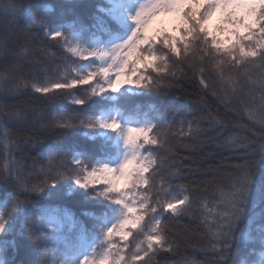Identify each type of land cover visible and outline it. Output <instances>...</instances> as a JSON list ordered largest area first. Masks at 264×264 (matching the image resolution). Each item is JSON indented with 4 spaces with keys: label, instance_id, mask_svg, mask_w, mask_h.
I'll use <instances>...</instances> for the list:
<instances>
[{
    "label": "snow or ice",
    "instance_id": "snow-or-ice-1",
    "mask_svg": "<svg viewBox=\"0 0 264 264\" xmlns=\"http://www.w3.org/2000/svg\"><path fill=\"white\" fill-rule=\"evenodd\" d=\"M79 7L81 11L73 8L55 19L38 20L28 4L0 0V57L14 61L0 72V93L30 88L45 98L71 97L74 106L89 108L99 102L97 97L114 101L129 93H162L178 71L187 74V69L202 88H213V95L217 92L210 80L218 83L226 101L241 105L264 129V0H99ZM20 18L26 19L28 30L18 35ZM33 25L65 54V66L43 69L42 81L34 74L31 81L18 78L29 51L26 45L35 38ZM52 72L58 75H48ZM135 111V118L117 106L99 115L79 110L54 114L51 126L56 131L83 129L100 143L91 149L69 148L58 163L57 155H50L44 179L35 184L23 179L12 155L16 142L8 140L4 128L0 181L11 182V191L0 203V252L9 244L17 247L15 239H6L13 232L24 239L25 226L30 235L46 227L50 239H64L52 264H157L161 251L176 247L168 218L196 212L210 247L226 242L225 264H245L241 251L249 239L264 248V136L258 148L254 142L245 145L250 155L259 153L260 163L245 157L229 183L218 186L211 200L205 191L193 207V190L176 183L181 177L173 158L179 148L173 140L190 139L200 121L181 120L173 135L175 120H167L155 106L144 111L137 105ZM20 116L18 109L6 112L9 120ZM65 185L101 210L83 211L90 223L56 203ZM42 199L48 203H38ZM65 228L70 240L63 235ZM39 255L38 264H49L46 250ZM0 264H5L2 258Z\"/></svg>",
    "mask_w": 264,
    "mask_h": 264
},
{
    "label": "trees",
    "instance_id": "trees-1",
    "mask_svg": "<svg viewBox=\"0 0 264 264\" xmlns=\"http://www.w3.org/2000/svg\"><path fill=\"white\" fill-rule=\"evenodd\" d=\"M99 0H22L28 4L39 20L55 19L61 12H68L75 8L81 11L79 6L92 5ZM26 19L20 18L15 25V31L21 34V29H25ZM26 31L28 29H25ZM30 31L35 38L26 47L29 51L24 53L26 59L21 61L22 72L20 77L31 81L34 74L39 80H44L45 68L55 69L58 66H65L64 52L58 44L49 40L39 31V25H33ZM12 59L0 57V72L12 65ZM71 65V58L67 61ZM187 74L177 72L176 79L172 80L170 86L162 93L151 92L147 95H137L129 93L127 97H121L114 101L94 98L98 103L91 104L89 108H80L71 103V97L56 96L45 98L40 94H34L29 88L17 93H0V119L4 120L3 127H0V168L5 164L4 152V128L8 132V140L16 142L13 158L19 162L23 172V179L27 183H39L44 179V171L50 163L49 156L56 154L57 163L65 158V151L69 148L75 150L91 149L98 146L100 138L92 139L85 135L83 129H69L64 133L56 131L51 126L52 116L56 113L75 114L77 110L81 114L94 113L99 115L101 110L112 106L121 107L126 114L134 118L137 105H142L144 111L152 105L161 110L164 117L171 121L172 134L179 132L180 121L187 118L200 121L199 127L193 126L194 134L190 139L181 141L176 138L173 140L178 145L179 150L174 156V162L180 173L177 184L184 185L192 189V196L195 202L207 192L208 199L213 198V193L218 186L226 185L237 175L235 169L245 163V157L249 161L260 163V155H250L251 149H246L245 145L254 142L256 147L262 142L260 137L264 136V129L252 120L242 110V106L235 102H227L222 94V88L215 81L213 83L217 94L213 95V88L205 90L202 88L195 76L185 69ZM48 75L56 76L58 73L52 72ZM69 78L71 73L69 72ZM11 86V85H7ZM6 86V87H7ZM192 107H189V103ZM19 110V118L7 119L6 112ZM177 111L187 113L191 111L192 116H174ZM142 115V113H141ZM188 132L185 127V133ZM232 141H235L233 143ZM214 143L215 145H210ZM206 170H214L216 176L204 175ZM198 189V190H197ZM11 191V182L5 185L0 181V203L4 199L6 192ZM62 198L56 203L67 207L76 217L89 222L90 217L83 216L85 210L99 212L94 204L85 201L79 192H69L68 185L64 186ZM187 194V193H186ZM25 197H21L24 199ZM42 205L48 203L47 199L38 201ZM11 207V204L8 205ZM170 238L173 239L176 247L171 252L161 251L155 258L157 264H225L228 260V248L224 241H221L216 249L209 245V237L206 229L201 225L199 212L195 215H185L179 219L169 217L166 221ZM19 226V222L17 224ZM48 229L38 228L36 235L29 234V228L25 226V238L21 239L16 232L10 234L6 239L17 241V247L7 245L0 258L5 264H21V261L40 260L39 252L46 250L49 264L58 258V249L64 247V239H50ZM63 235L71 239L67 229L63 230ZM230 240V238H229ZM248 245L241 251V259L245 264L255 261L261 264L264 261L260 256L264 248L256 244L253 239L245 241ZM230 264V261H229Z\"/></svg>",
    "mask_w": 264,
    "mask_h": 264
},
{
    "label": "rangeland",
    "instance_id": "rangeland-1",
    "mask_svg": "<svg viewBox=\"0 0 264 264\" xmlns=\"http://www.w3.org/2000/svg\"><path fill=\"white\" fill-rule=\"evenodd\" d=\"M210 145H215L214 143L211 142ZM204 175H208V176H216V172L214 170H206L205 172H203ZM264 251H262V253L260 254L261 257H263Z\"/></svg>",
    "mask_w": 264,
    "mask_h": 264
},
{
    "label": "clouds",
    "instance_id": "clouds-1",
    "mask_svg": "<svg viewBox=\"0 0 264 264\" xmlns=\"http://www.w3.org/2000/svg\"><path fill=\"white\" fill-rule=\"evenodd\" d=\"M17 3H22V0H17Z\"/></svg>",
    "mask_w": 264,
    "mask_h": 264
}]
</instances>
